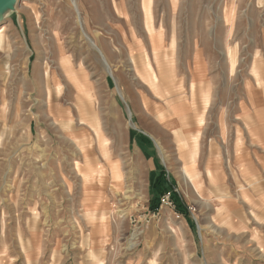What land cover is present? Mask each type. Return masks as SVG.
I'll return each mask as SVG.
<instances>
[{
	"label": "rangeland",
	"instance_id": "rangeland-1",
	"mask_svg": "<svg viewBox=\"0 0 264 264\" xmlns=\"http://www.w3.org/2000/svg\"><path fill=\"white\" fill-rule=\"evenodd\" d=\"M143 2L1 7L0 264H264V0Z\"/></svg>",
	"mask_w": 264,
	"mask_h": 264
},
{
	"label": "crops",
	"instance_id": "crops-1",
	"mask_svg": "<svg viewBox=\"0 0 264 264\" xmlns=\"http://www.w3.org/2000/svg\"><path fill=\"white\" fill-rule=\"evenodd\" d=\"M150 48L152 47V46H149ZM196 75H198V74H196ZM249 110L247 111L248 113H247V116L249 117V118H251V121H253V124H252V126H251V131L253 130V134H252V137H251V139L250 140H254V141H256V140H264V123L262 124L261 123V121L260 120H256V119H258V116L256 115V113H257V111H256V109L254 108V107H252V110L250 109V108H248ZM191 112H193V110H191ZM190 112V114H189V120H187L186 122L188 123V126L190 127V128H197L198 126H197V124H196V121L194 122L192 119H191V117H194V116H191V113ZM250 112H251V115H250ZM222 121V120H221ZM176 123H174V124H170V125H168L167 127L168 128H176V127H180V125H178V124H176ZM222 124H223V122H220V121H218V128H219V130L221 131L222 130ZM173 125V126H172ZM258 125H261V127H262V129L263 130H261V127L260 126H258ZM258 137V138H257ZM140 140H145L144 139V137L142 136L141 138H140ZM239 141V142H238ZM240 142H241V140H237V143H238V146H239V144H240ZM187 143L189 144V141H187ZM217 145V147H218V143H216ZM192 145H193V148L194 149H192V151H190V152H186L187 153V155H188V157L190 158V160H191V164L193 163V162H197V149H198V140H194L193 141V143H192ZM195 155V157H192V155ZM217 159H218V157H217ZM220 159V158H219ZM218 159V160H219ZM261 159H263L262 161H264V156H262V158H257L256 156L254 157V158H247V161H248V163L250 164L251 162H252V160L255 162L254 164L256 165V161H260ZM235 160V162H234V164H236V166L237 167H240V166H245V167H247V165H244L242 162H245V160L246 159H243V157L242 156H240V155H237V157L234 159ZM242 161V162H241ZM250 166H251V164H250ZM260 166V165H259ZM261 169H262V172H259V174H257V175H254L255 177H256V179H257V182L258 181H260V182H258V183H260V185H261V182H262V186H263V189H264V163H261ZM233 168V167H232ZM252 168V167H251ZM250 169V168H249ZM250 171V170H249ZM157 172V171H156ZM156 172H155V174L154 175H156L155 177H157V174H156ZM249 174V173H248ZM211 180H216V177H213Z\"/></svg>",
	"mask_w": 264,
	"mask_h": 264
},
{
	"label": "trees",
	"instance_id": "trees-1",
	"mask_svg": "<svg viewBox=\"0 0 264 264\" xmlns=\"http://www.w3.org/2000/svg\"><path fill=\"white\" fill-rule=\"evenodd\" d=\"M150 144V140H141V145ZM156 175L152 174L150 177L151 181V198H150V209L156 213L161 207L162 198L170 193V200L174 206L175 212L180 215H187V210H185L180 198L175 191L173 180H168L166 175Z\"/></svg>",
	"mask_w": 264,
	"mask_h": 264
},
{
	"label": "bare ground",
	"instance_id": "bare-ground-1",
	"mask_svg": "<svg viewBox=\"0 0 264 264\" xmlns=\"http://www.w3.org/2000/svg\"><path fill=\"white\" fill-rule=\"evenodd\" d=\"M143 7H144V9H145V12H146V18H147V27H148V29L149 30H152V28H153V20H152V13H151V5H150V2L147 4L146 3V0H144V2H143ZM9 6V5H8ZM2 7H4L3 5H2ZM0 10H1V8H0ZM92 46H93V44H91ZM94 46H95V44H94ZM107 64V63H106ZM109 66H107L106 65V68L107 69H109L108 68ZM149 67V66H148ZM175 81V80H174ZM178 84V83H177ZM192 86H194V85H192ZM84 88V87H83ZM179 88V87H178ZM86 90V89H85ZM169 90V89H168ZM143 100V99H142ZM179 101V100H178ZM174 102V101H173ZM175 104V105H174ZM145 105H146V103H145ZM182 105V102L181 103H173L172 104V107L170 106V108H171V111H175L176 109H178L179 107H184V106H181ZM170 111V112H171ZM181 111H182V109H181ZM172 112V113H173ZM171 113V114H172ZM186 118V117H185ZM201 120H202V118H201ZM82 121H84V119L82 120ZM202 122V121H201ZM168 125H170V124H168ZM186 125V124H185ZM173 126V125H172ZM182 129H184L183 127H181L180 128V130H178V132H179V135H181L180 137L182 138V140H184V138L182 137V135H184V133H183V131L184 130H182ZM178 132H177V134H178ZM185 140H187V139H185ZM193 140H197L196 138H194ZM239 142V141H238ZM179 146V145H178ZM180 146H182L183 148H184V150L185 149H187L188 147H189V144L187 143V142H185V141H183L182 143H181V145ZM192 157H195V155L193 154L192 155ZM198 166H197V162H193L192 163V165L191 166H189V167H187V166H185V168L183 169V171H182V173H183V175H184V177H185V179H186V182H188V183H190L193 187H195L196 189H199L200 187H201V185H202V180H200L198 177H197V174L198 173H196V168H197ZM198 169V168H197ZM92 181V180H91ZM95 181V180H94ZM213 181V180H212ZM87 182V181H86Z\"/></svg>",
	"mask_w": 264,
	"mask_h": 264
},
{
	"label": "built area",
	"instance_id": "built-area-1",
	"mask_svg": "<svg viewBox=\"0 0 264 264\" xmlns=\"http://www.w3.org/2000/svg\"><path fill=\"white\" fill-rule=\"evenodd\" d=\"M165 204V205H168V206H173L172 203H171V200H170V193L166 194L162 200H161V206ZM161 208V207H160ZM174 208V206H173Z\"/></svg>",
	"mask_w": 264,
	"mask_h": 264
},
{
	"label": "water",
	"instance_id": "water-1",
	"mask_svg": "<svg viewBox=\"0 0 264 264\" xmlns=\"http://www.w3.org/2000/svg\"><path fill=\"white\" fill-rule=\"evenodd\" d=\"M10 0H0V8L3 6H8Z\"/></svg>",
	"mask_w": 264,
	"mask_h": 264
}]
</instances>
